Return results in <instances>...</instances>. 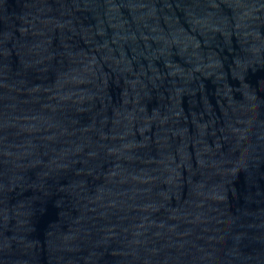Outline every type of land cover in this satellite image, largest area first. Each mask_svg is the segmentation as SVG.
<instances>
[{
  "label": "water",
  "instance_id": "95a60500",
  "mask_svg": "<svg viewBox=\"0 0 264 264\" xmlns=\"http://www.w3.org/2000/svg\"><path fill=\"white\" fill-rule=\"evenodd\" d=\"M0 264H264V0H0Z\"/></svg>",
  "mask_w": 264,
  "mask_h": 264
}]
</instances>
